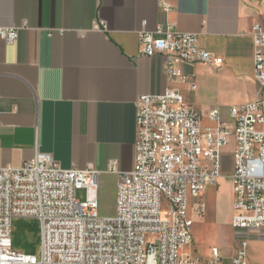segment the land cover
<instances>
[{"label": "crops", "instance_id": "obj_1", "mask_svg": "<svg viewBox=\"0 0 264 264\" xmlns=\"http://www.w3.org/2000/svg\"><path fill=\"white\" fill-rule=\"evenodd\" d=\"M259 23L264 3L252 0H0V26L20 30L13 44L0 38V167L51 154L64 169L99 172L91 199H116L119 177L134 169L142 95L176 89L205 116L222 108L225 120L256 100ZM162 24L197 35L223 64H181L189 81L169 79L164 56L141 52V34ZM233 202L231 187V216ZM248 237L249 263L264 264V239Z\"/></svg>", "mask_w": 264, "mask_h": 264}, {"label": "built area", "instance_id": "obj_2", "mask_svg": "<svg viewBox=\"0 0 264 264\" xmlns=\"http://www.w3.org/2000/svg\"><path fill=\"white\" fill-rule=\"evenodd\" d=\"M161 8L166 14L173 9L166 2ZM19 31L0 26V38L13 44ZM252 36L260 90L255 101L230 107L229 120L219 107L206 116L196 111L176 89L139 98L135 165L119 177L113 216H102L97 196L90 198L92 190L99 192V172L92 167L64 169L41 152L21 167H0V264H206L190 251L191 208L196 205L203 218L205 194L225 176L234 193L230 224L242 237L230 264H250L248 236L264 239V23L254 25ZM140 42L142 54L164 56L166 76L183 83L189 77L179 65L224 62L197 35L168 24L144 31ZM230 147L233 171L225 175ZM80 190L84 201L77 198ZM20 217L41 222L39 256L14 247L13 222ZM222 262L212 248L207 264Z\"/></svg>", "mask_w": 264, "mask_h": 264}, {"label": "rangeland", "instance_id": "obj_3", "mask_svg": "<svg viewBox=\"0 0 264 264\" xmlns=\"http://www.w3.org/2000/svg\"><path fill=\"white\" fill-rule=\"evenodd\" d=\"M225 175L233 171V147L226 150ZM231 187L228 176L219 180L216 186L208 189L205 199V213L203 218L196 214V205L191 208V217L194 220L193 244L190 251L200 257L204 263L211 259L212 248L220 250L223 262L230 264L238 250V233L230 224L231 218ZM92 195L96 192L92 190ZM80 201L86 199V191L77 193ZM116 211L115 197L108 196L101 204L102 216H113ZM14 247L17 251L39 256L42 251V225L38 219L20 217L13 222ZM264 259V255L261 256ZM256 264V263H255Z\"/></svg>", "mask_w": 264, "mask_h": 264}]
</instances>
